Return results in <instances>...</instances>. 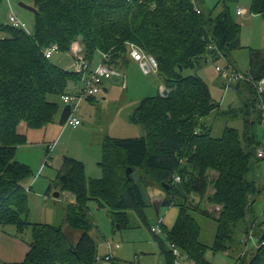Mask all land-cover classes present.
<instances>
[{"label":"trees","instance_id":"16d2710c","mask_svg":"<svg viewBox=\"0 0 264 264\" xmlns=\"http://www.w3.org/2000/svg\"><path fill=\"white\" fill-rule=\"evenodd\" d=\"M202 1L34 0L32 33L12 24L2 26L8 34L0 38V229L14 227V233L29 243L25 259L17 264H96L98 243L90 234L94 227L90 200L107 206L119 228L131 226L130 211L150 226L146 209L152 205L128 178L129 167L140 174L148 195L150 187L165 191L162 208H179L174 226L162 227L165 239L159 240L167 264H177L171 244L189 264H212L206 257L209 249L228 251L241 227L244 235L249 234L258 219L254 204L260 191L249 175L254 161L264 159L258 155L264 143L254 131L256 122L263 121L264 91L258 84L264 79V51L250 49V66L242 73L249 89L240 108L244 133L226 127L222 135L214 136L206 118L214 111L222 113L220 104L201 76H184L182 70L196 69L209 57L225 58L231 65L233 52L244 46L241 27L227 4L233 0H220L219 13L216 8L207 11ZM251 10L264 17V0H253ZM76 42L86 61L91 63L101 52L108 55L111 66L126 63L129 44L137 45L157 59L158 74L169 93L144 98L131 116L143 126L144 136L104 137L102 177L87 179L84 163L65 157L56 185L75 195L65 218L68 227L79 232L74 241L62 226L29 219L31 187L25 180L33 171L18 161L17 152L27 142L21 124L42 128L54 122L61 106L50 96L62 97L86 72L57 65L46 57L45 49L56 43L60 52H70ZM242 80L235 85L237 90ZM176 176L184 194L176 186ZM194 212L216 221L211 245L202 242ZM252 255L246 262L241 254L236 264H264V230Z\"/></svg>","mask_w":264,"mask_h":264},{"label":"rangeland","instance_id":"374dc122","mask_svg":"<svg viewBox=\"0 0 264 264\" xmlns=\"http://www.w3.org/2000/svg\"><path fill=\"white\" fill-rule=\"evenodd\" d=\"M20 1L34 6V0H0V38L8 34L2 26L10 25L9 16L12 12L26 23V30L29 33L34 31L35 13L21 7ZM252 1L233 0L227 3L233 19L241 27V44L244 46L233 52L231 65L225 58L213 60L209 57L196 69L182 70L184 76H201L207 82L213 98L220 104L223 112L217 114L214 111L206 118V122L212 126L214 136L222 135L226 127H234L241 134L245 131L244 115L240 108L247 99L249 89L245 82L247 79L242 80L240 90L236 89L238 80L235 78L233 69L246 73L250 66V49L264 51V17L251 10ZM202 6L207 11L216 8L215 13L223 9L220 0H203ZM76 44L81 45L76 42L73 48ZM73 48L70 52H55L51 60L63 68L75 70L76 61L81 62L82 58L80 54H75ZM101 62L102 55L97 52L91 61L90 68L84 73V79H90ZM114 67L122 75H113L104 79L101 91L82 100L79 109L74 111V115L83 121L80 127L75 128L69 123H57L64 103L61 97L55 96H50V99L56 100L61 106L57 121L42 128H29L25 123L20 126V130L27 134V142L19 145L17 159L29 165L33 171V175L25 180H29L31 184L33 182V189L29 191L31 209L29 219L62 226L75 240L78 239L79 232L70 229L65 221L66 207L75 201V195L60 191L56 185L65 157H72L84 163L87 179L102 177L99 162L102 159L104 137L107 135L116 138L144 136L143 126L134 123L131 116L144 98L162 94L160 86L162 78L158 73L146 74L138 63L132 61L121 65L116 64ZM217 67H220V70ZM227 67L229 68L226 69ZM227 74L230 75L227 76ZM78 86H85V82L79 81L77 86L72 83L68 92L75 93ZM105 87L109 89L108 92H105ZM92 98V101L88 100ZM254 131L258 139L264 143L263 123L256 122ZM249 178L256 180L260 188L254 204V216L258 219L248 235H244L242 227L235 231V240L228 251L214 252L209 249L206 257L212 264H236L241 254L247 262L257 247L260 230H264V226L261 227L262 221L264 225V159L254 161ZM50 183L51 189L48 195H44ZM156 188L165 193L159 186ZM56 192L60 193L59 196H55ZM88 207L89 215L94 223L90 234L98 243V256L102 257L97 259L96 264H157V256L161 254L159 240L165 239V232L154 234L151 226H157L164 212L170 207L162 208L158 216L153 206H149L146 211L150 226L146 225L137 213L130 211L129 225L131 226L123 228H119L118 224L114 225L107 206L100 205L96 200H90ZM194 214L201 225L202 242L211 245L215 239L216 221L199 212ZM164 226L162 227L168 230L172 227L167 220L164 221ZM8 231L14 233L15 229L9 227ZM244 240L247 244L243 242ZM106 255H111L112 259H105ZM184 262L188 263L187 260ZM0 264L5 263L0 260Z\"/></svg>","mask_w":264,"mask_h":264},{"label":"built area","instance_id":"2783aa9c","mask_svg":"<svg viewBox=\"0 0 264 264\" xmlns=\"http://www.w3.org/2000/svg\"><path fill=\"white\" fill-rule=\"evenodd\" d=\"M197 10L199 12V9ZM9 21L10 24L16 27H22L25 29L27 27L26 23L21 21L13 12L9 16ZM73 51L75 52L76 55L80 54V58H82V61L80 62V70L87 71L90 68L91 63L84 59L82 45L76 44L73 48ZM55 52H60L59 46L56 43L51 44L45 49V55L47 58H51ZM129 54L133 60L137 61L140 64V67L144 73L146 74L151 72L158 73L159 64L157 59L153 55L146 53L140 47H138L133 43L129 44ZM101 55H102V62L97 66L95 71L92 73L91 78L84 79V74H83L81 81L85 82V86H78V90L75 93L68 92L62 95L61 98L63 100L64 106L66 104L71 105V111L66 120V124L69 123L74 127L78 126L81 123V120L78 116L74 115V111L79 109L80 102L86 98L98 94L101 91V86L103 85L104 79L112 77L113 75H119V76L122 75L117 68L109 64V57L107 54L101 53ZM228 68L229 67H227L226 69ZM217 69L220 70V67H217ZM233 72L235 73V78L237 80L245 79V76L239 71L233 69ZM229 75L230 74H227V76ZM164 88L165 87L162 88V91L164 90ZM258 89L260 92L264 91V79H262L259 82ZM262 109H263L262 123L264 125V105L262 106ZM258 155L260 157H264V145H262L261 148L259 149ZM179 180H180V176H176V181ZM219 208L220 207L218 206L217 209ZM152 230L156 233H160L161 231H163L160 223L157 226H153ZM170 248L172 249L173 254L176 257L177 264H188L184 262V260H186V257L181 254V251L175 244H171ZM104 257L105 259L112 258L111 255H106ZM101 258L102 257L97 256V259H101Z\"/></svg>","mask_w":264,"mask_h":264},{"label":"crops","instance_id":"0c3cea01","mask_svg":"<svg viewBox=\"0 0 264 264\" xmlns=\"http://www.w3.org/2000/svg\"><path fill=\"white\" fill-rule=\"evenodd\" d=\"M131 61L138 63L137 61L133 60L131 57L129 58V60L126 63H130ZM75 64H77V68L75 70H80V62L76 61ZM139 67H140V64H139ZM124 79H125L124 83L126 84V77L125 76H124ZM160 86H161V88L165 87L163 82ZM108 91H109V89L107 87H105V92H108ZM88 100L92 101L93 98L88 99ZM57 123H59V120L57 121ZM82 124H83V121L81 120V123L78 125V127H80ZM78 127L76 126L75 128H78ZM28 182H29V180L25 181V185L27 187H31V190H32L33 189V186H32L33 182H32V184H31V182H29V183ZM47 191H48V189L46 190L44 195H48ZM148 191H149L151 196L159 194L161 192L156 187H152V188L150 187L148 189ZM38 194H39V191H38ZM34 203L37 204L38 202H34ZM175 207H177V206H175V205H173L172 207L170 206V208L167 209L166 212H164L162 218L159 220V223L161 224V226H164V221H166V220L169 221L170 226H172V227L174 226V224L177 220L178 214H179V208L178 207L175 208ZM161 211H162V208H161ZM161 211H160V214H161ZM34 222H38V221H34ZM152 232L154 234H157L153 230H152ZM249 237L251 238L253 236H249ZM74 241H75V239H74ZM244 241L247 244V241L246 240H244ZM29 249H30L29 243L25 239L17 236L15 233L3 231L0 229V260L2 262H4L5 264L20 263L25 259L26 254L29 251ZM157 264H167L166 257L163 253H161L160 255L157 256Z\"/></svg>","mask_w":264,"mask_h":264},{"label":"water","instance_id":"95a60500","mask_svg":"<svg viewBox=\"0 0 264 264\" xmlns=\"http://www.w3.org/2000/svg\"><path fill=\"white\" fill-rule=\"evenodd\" d=\"M19 5L21 7H23V8H26L29 11L34 12V13L37 12V8L35 6H31V5L25 4L22 1L19 2ZM238 85H239V82L237 83V87H238ZM168 93H169V90L167 88H164V90L162 91V95L166 96V95H168ZM70 111H71V105L70 104H66L63 107L61 115H60V118H59V123L60 124H65L66 123V120H67V118H68V116L70 114ZM127 176H128V178H132L137 183V186H138V188L140 190L141 195L143 196V199H144L145 203L147 205H152L153 208L156 211V214L158 216H160V211H161V208H162V202H163V199H164V193L160 192L159 194H156V195H153V196H149L146 193L143 184L140 182V174L137 173V172H134L133 168H131V167H129L127 169ZM163 186L166 189L169 187L168 184H164V183H163ZM176 186L183 194L185 193L183 188H182V185H181V183L179 181L176 182ZM55 196H59V193L56 192Z\"/></svg>","mask_w":264,"mask_h":264}]
</instances>
